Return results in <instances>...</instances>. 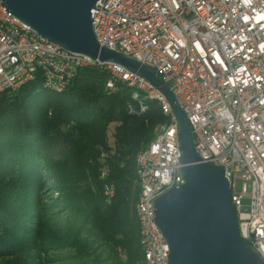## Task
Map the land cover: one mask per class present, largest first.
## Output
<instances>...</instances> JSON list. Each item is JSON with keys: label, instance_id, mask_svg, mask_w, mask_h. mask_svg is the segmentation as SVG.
<instances>
[{"label": "built area", "instance_id": "1", "mask_svg": "<svg viewBox=\"0 0 264 264\" xmlns=\"http://www.w3.org/2000/svg\"><path fill=\"white\" fill-rule=\"evenodd\" d=\"M90 16L100 46L162 76L186 115L199 161L223 170L239 235L264 264V0H97ZM82 67L107 71L108 89L119 82L134 99L142 97L139 112L148 109L145 101L155 102L166 118L135 158V216L143 263L168 264L154 202L184 181L167 99L120 64L38 35L0 0V93L37 76L45 89L61 93ZM105 188L109 199L114 187Z\"/></svg>", "mask_w": 264, "mask_h": 264}, {"label": "trees", "instance_id": "2", "mask_svg": "<svg viewBox=\"0 0 264 264\" xmlns=\"http://www.w3.org/2000/svg\"><path fill=\"white\" fill-rule=\"evenodd\" d=\"M108 78L107 71L82 67L61 93L45 89L40 76L0 93V264H31L32 253L47 250L89 249L92 235L116 255L115 264H144L135 158L166 118L155 102L145 101L148 109L139 112L142 97L134 99L119 82L108 89ZM45 183L68 200L56 209L68 215L77 207L84 223L65 222L70 229L63 230L56 216L40 212ZM110 184L114 194L105 199ZM79 229L91 235L81 238Z\"/></svg>", "mask_w": 264, "mask_h": 264}, {"label": "water", "instance_id": "3", "mask_svg": "<svg viewBox=\"0 0 264 264\" xmlns=\"http://www.w3.org/2000/svg\"><path fill=\"white\" fill-rule=\"evenodd\" d=\"M97 0H1L11 14L38 35L91 58L124 66L151 82L167 99L178 125L183 183L159 195L155 221L168 244V264H261L240 237L223 170L200 162L190 126L159 73L122 53L100 46L90 9Z\"/></svg>", "mask_w": 264, "mask_h": 264}, {"label": "rangeland", "instance_id": "4", "mask_svg": "<svg viewBox=\"0 0 264 264\" xmlns=\"http://www.w3.org/2000/svg\"><path fill=\"white\" fill-rule=\"evenodd\" d=\"M100 156H102V154ZM59 191L60 188H58L55 184H43L41 189L42 200L38 202L40 212L43 213V215L47 219L56 216L59 222H61L59 224H56V226H62L61 229L63 230L70 229L69 226L64 224L65 222H72L75 226H80V224L84 223L83 217L85 212L83 211L81 213H77V207L73 209V214L69 213L68 215H65V213L63 212L64 209L57 210L58 208H62L68 201L60 198V194H58ZM107 192L108 191L104 187L103 195L105 199H107ZM248 201V198H245L243 200L246 207H248ZM52 210L55 212H52ZM71 230L74 231L73 228H71ZM77 233H80L81 238L85 235H91L89 229H79ZM92 238L93 235L91 237V240L87 243L92 245L91 247H89V249L82 248L80 245V247H69L61 250H47L46 253H32L29 259L32 261L31 264H115L114 262L116 259V255L111 254L109 251L104 249V246H102L101 244H97L98 242H94ZM119 250L120 248H117L116 252H118ZM120 256L118 255L117 258H120ZM122 257L123 256H121V258Z\"/></svg>", "mask_w": 264, "mask_h": 264}]
</instances>
